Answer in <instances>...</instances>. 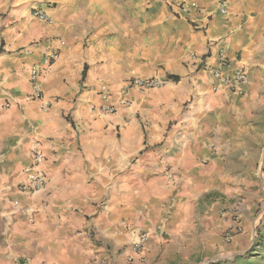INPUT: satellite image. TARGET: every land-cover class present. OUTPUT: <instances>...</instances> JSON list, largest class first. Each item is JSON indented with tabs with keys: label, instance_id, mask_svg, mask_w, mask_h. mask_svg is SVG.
<instances>
[{
	"label": "crops",
	"instance_id": "crops-1",
	"mask_svg": "<svg viewBox=\"0 0 264 264\" xmlns=\"http://www.w3.org/2000/svg\"><path fill=\"white\" fill-rule=\"evenodd\" d=\"M220 54L247 72L245 95L212 90ZM135 77L163 86L93 110L100 83L116 101ZM35 144L47 181L29 195L18 188ZM233 156L255 178L248 204L263 192L262 243L218 264H264V0H228L226 16L217 0H0V264H119L137 233L135 261L150 264L151 242L180 234L203 197L233 196Z\"/></svg>",
	"mask_w": 264,
	"mask_h": 264
},
{
	"label": "rangeland",
	"instance_id": "rangeland-1",
	"mask_svg": "<svg viewBox=\"0 0 264 264\" xmlns=\"http://www.w3.org/2000/svg\"><path fill=\"white\" fill-rule=\"evenodd\" d=\"M243 158L245 157H232L236 165L232 183L233 196L227 198L221 193L216 197H203L199 210L181 225L180 234H174L169 229L168 232L164 231L158 236L157 242L156 240L151 242L150 245H155L159 250L150 260V264H218L230 255H233L231 259L236 258L235 251H238L236 255H245L248 254L247 252L259 253L262 242L255 232L261 227L258 217L262 212L263 192L260 190L258 193L257 187L254 190L250 188L251 192H255L250 195L253 198L248 204L244 183L249 177L253 181L255 178L242 171L241 165H237L239 159ZM221 186L220 191L223 192L225 184ZM238 200L244 201L243 205L239 215L232 216L233 207ZM251 232L254 234L251 235ZM160 245L163 247L160 248ZM119 262V264H145L146 258L134 263L125 259Z\"/></svg>",
	"mask_w": 264,
	"mask_h": 264
},
{
	"label": "built area",
	"instance_id": "built-area-1",
	"mask_svg": "<svg viewBox=\"0 0 264 264\" xmlns=\"http://www.w3.org/2000/svg\"><path fill=\"white\" fill-rule=\"evenodd\" d=\"M228 0H217L218 12L226 16L227 14ZM197 6L195 4H182L179 6V12L181 14H188L191 10H196ZM32 16L40 21L49 22V18L45 13L41 12L38 9L32 11ZM53 60V56L50 55L48 62ZM230 67L228 60L223 57L222 54L219 55L218 66L213 68L210 73L213 78L212 90L216 91L219 88H226L231 93H234L238 96L245 95V87L248 84V75L243 68H237L233 71L228 70ZM43 69L39 67H33L30 71L29 80L33 88V99H41V91L38 88L37 81L41 76ZM163 86V81L157 77H135L127 81L121 91L122 95L116 100L113 101L106 90V86L103 83H100V92L102 103L93 108L100 115H112L115 114L119 107H128L129 101L124 97L125 93L129 89L135 88L141 92L158 89ZM43 156L39 149V145L35 144L31 150V160L32 165L30 168L24 170V175L26 176L25 182L19 186L18 190L21 193L33 194L43 188L47 179L45 174L40 169V165L43 163ZM242 200H238L233 207L232 216H238L239 210L242 207ZM14 208L21 210L18 203L13 204ZM148 240V235L144 233H137L133 235V239L130 245L131 254L128 256V261L134 262L137 259V256L140 254Z\"/></svg>",
	"mask_w": 264,
	"mask_h": 264
}]
</instances>
